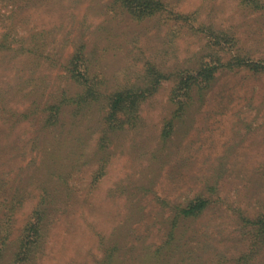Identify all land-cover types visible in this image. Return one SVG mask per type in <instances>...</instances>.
Returning <instances> with one entry per match:
<instances>
[{"label":"rangeland","instance_id":"1","mask_svg":"<svg viewBox=\"0 0 264 264\" xmlns=\"http://www.w3.org/2000/svg\"><path fill=\"white\" fill-rule=\"evenodd\" d=\"M165 1L264 58V8ZM123 12L117 0H0V264H264V74L222 66L176 116L169 73L196 67L205 40L176 15ZM80 45L94 99L67 71ZM145 61L167 76L132 127L110 131L106 96Z\"/></svg>","mask_w":264,"mask_h":264},{"label":"trees","instance_id":"2","mask_svg":"<svg viewBox=\"0 0 264 264\" xmlns=\"http://www.w3.org/2000/svg\"><path fill=\"white\" fill-rule=\"evenodd\" d=\"M124 8L123 14L133 21H142L156 15H164L162 18L168 20L171 16H165L166 13L173 14L177 18L184 19L186 29L198 33L201 39H204L202 51L196 55V67H188L182 71L169 73L175 75V85L171 88L170 101L174 105V114L184 113L191 105L194 99L193 92L199 93V97L212 86L216 80V73L225 66L230 69L233 67H244L254 74H264V58L253 59L242 54L237 48V38L235 33L229 29L217 28L205 22L197 23L196 12L182 14L169 9L165 0H117ZM247 5L252 10L264 8V3L260 0H247ZM235 48V49H234ZM229 54V60L222 62L223 54ZM231 54V55H230ZM88 57L86 49L80 45L71 55L67 62V71L71 77L84 87L80 94L82 100L84 97L96 98L99 95L97 90L98 83L95 76L90 74ZM142 72L137 83H132L121 87L113 93L106 96L108 98L106 122L110 131L126 129L125 126H133L137 118V111L142 100L153 95L160 86L166 72L159 69L153 62L145 61ZM55 107H52V110ZM58 109L56 107L55 111ZM53 111V112H55ZM54 117V115H51ZM180 116V115H179ZM173 119L164 122L162 129V138L166 139L173 130ZM207 201L198 199L184 209L185 214H191L201 211Z\"/></svg>","mask_w":264,"mask_h":264}]
</instances>
